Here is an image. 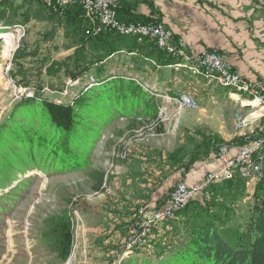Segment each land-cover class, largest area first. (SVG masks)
Segmentation results:
<instances>
[{
    "label": "rangeland",
    "instance_id": "1",
    "mask_svg": "<svg viewBox=\"0 0 264 264\" xmlns=\"http://www.w3.org/2000/svg\"><path fill=\"white\" fill-rule=\"evenodd\" d=\"M40 4L38 16L44 17L46 22H43L41 18L40 22H31L27 26L14 23L10 26L6 22L7 20L0 16V34L5 32L15 34L13 48L11 45L8 46L6 37L0 36V125L10 117L14 105L19 100L34 94L32 87L17 83L13 76L17 69L13 57L21 43L26 45L27 53H29L19 61L26 65L29 69V78L35 82L38 76L41 78V66L47 68L52 63L57 62L58 64L65 61L66 58L80 49L82 38L91 36L87 32L91 27L88 20L84 19L83 28L76 27L67 21L66 24L58 21L52 22L48 11L50 4L43 2ZM69 23L71 25L68 26ZM177 58H180L181 61L171 65L176 68L171 74L169 69L157 68L156 62L150 58H147L146 61L145 59L139 60L133 65L141 68L142 71L146 70L142 72V76L146 78L166 75L178 76L180 75L178 72L184 70L182 68H186L197 77H206L209 81L215 82L207 70L199 66L197 60H192L187 56H178ZM125 61L110 60L103 65L102 72L99 66L97 68L90 67L75 79L69 76L65 69L52 71L58 73L59 76H49L47 79L59 83L63 88L53 91L49 87H45V94L57 101L68 102L75 98L84 87L86 89L93 87L97 83L96 78L100 72L103 74L108 72L130 73L131 70L126 68ZM120 66L122 69H119ZM184 78L187 79V77ZM216 84L230 89L234 98L239 97V95L234 96L235 89L233 86H226L224 81ZM144 87L152 89L146 84ZM188 87L189 83L187 85L180 83L176 89V94H169V97L164 95L159 103L158 114L160 116L158 115L156 118H148V116L134 113L123 114L108 122L94 120L93 122L97 125L100 134L98 135V131L93 130L91 131L93 138L85 140V143L89 142V146H91L90 163L85 169L51 175L37 169L27 172L23 176L21 173L18 174L16 179H19L15 181V184L30 175L36 177L30 184V190L25 192V197L14 202L13 211L6 218L5 225L0 232V264H127L133 258L136 261L131 264H142L144 256H149L153 264H158L160 252L163 253L165 250L169 252L182 243L187 235L185 225L189 220L187 216H179L173 221L160 223L151 230V238H146L138 250L131 249V243H127V240L130 228L137 218V215L135 218L133 215L135 212L138 213V208L149 206L147 205L148 202L142 203L137 202V200L128 202L127 212L123 213L126 221L122 223L121 218L117 220V214L122 216V211L117 207L111 208L113 205L109 197L115 193L114 190L116 193H118L117 191L126 192L127 195H134L140 191L141 187L135 186L138 184L130 186L126 182V176L139 180L142 178L146 180L149 177L152 180L155 178L156 171L151 169L154 168L153 164L149 168L150 172L147 169L144 171L148 166L145 167L144 162L146 160L151 163L152 160L157 162L153 155L155 153L152 152L150 158L144 152L156 148V156L160 158L171 152L176 142L171 138H179V126L183 120L182 112L184 110H198L201 107L196 95L184 91H189ZM183 99L186 102L178 104V101ZM241 99H245V96H241ZM240 100L239 102H241ZM192 104H198V106L192 108ZM215 107L217 111H220L219 106ZM251 110L252 108H250ZM247 116L248 113L235 114L236 136L238 132L243 131L240 123ZM21 118L20 116L17 117L19 120ZM166 131L173 134L171 138L164 139ZM158 137L162 139L160 142L156 141ZM154 166L158 167L156 164ZM140 169L144 170L140 172L138 171ZM93 170L105 172L104 181L99 189L94 188L97 181L93 177ZM210 172L212 171L208 173ZM254 190L247 188L241 196L232 195V193L225 198L220 197L221 202L232 207L231 214L234 213L235 217H238L233 222L234 224L240 223L242 226L248 218L254 202ZM131 191L133 193H130ZM236 198L238 199L236 200ZM67 207L72 209L73 213L75 240L69 258L63 261L50 248L52 239L47 231L51 217L61 213ZM184 207H179V211ZM130 217L131 219H129ZM161 227L166 232L160 231ZM152 238L154 241L151 240ZM155 241H158V246H155ZM135 252H139V254L135 255Z\"/></svg>",
    "mask_w": 264,
    "mask_h": 264
},
{
    "label": "trees",
    "instance_id": "2",
    "mask_svg": "<svg viewBox=\"0 0 264 264\" xmlns=\"http://www.w3.org/2000/svg\"><path fill=\"white\" fill-rule=\"evenodd\" d=\"M9 1L0 0V16L12 19L8 21V25L12 26L19 10H12ZM48 11L59 23L70 22L80 28L84 26L83 8L78 3L70 5L63 14L49 8ZM21 15L22 23L29 21L28 11ZM132 20L144 23L152 21L134 16ZM81 41L80 49L65 61L52 63L47 68L41 66V78L38 76L35 82L29 78L26 65L19 61L29 53L26 45L21 43L15 51L13 60L17 69L13 76L17 83L32 87L34 94L19 100L10 117L0 125V232L13 211L14 202L25 197V192L30 190V184L36 177L30 175L15 184L19 179H16L18 174L23 176L37 169L47 175L81 171L90 163L91 146L85 140L93 138V130L100 134L94 120L108 122L123 114L134 113L150 118L158 116L161 98L157 95L161 92L146 89L144 78L134 77L128 72L103 74L101 70L109 56L121 49L134 50L143 58L154 60L155 66L174 63L178 60L176 56L160 50L149 39L139 42L136 37L115 31H105ZM97 66L101 71L96 78L97 83L91 88L81 89L72 100L62 102L46 96L45 87L53 91L61 88L59 83L47 79L49 76H59L52 71L65 69L75 79L90 67ZM137 71L146 70L137 68ZM18 116L22 118L19 120ZM235 141L241 143L237 138ZM92 174L97 181L94 188L99 189L105 172L93 170ZM247 188V181L236 177L214 184L211 199L191 200L175 218L187 216L189 219L185 223L187 235L184 241L169 252H160L158 264H264V180L256 185L252 210L242 226L233 223L238 217L231 214L232 207L219 200L232 193L241 196ZM73 220L72 209L67 207L51 217L47 231L52 239L50 248L63 261L69 258L74 247ZM151 240L154 241V238ZM157 244L158 241H155V246ZM138 254L135 252V255ZM142 260V264H153L149 256H144ZM133 261L136 259L129 263Z\"/></svg>",
    "mask_w": 264,
    "mask_h": 264
},
{
    "label": "crops",
    "instance_id": "3",
    "mask_svg": "<svg viewBox=\"0 0 264 264\" xmlns=\"http://www.w3.org/2000/svg\"><path fill=\"white\" fill-rule=\"evenodd\" d=\"M9 3L12 10L15 8L19 10L14 24L22 23L21 14L26 11L30 13L29 21L21 25L40 22L41 18L46 22L44 17L38 16V9L41 6L38 0H10ZM123 3L121 17L126 21L132 20L134 16L161 22L173 32L176 41L185 42L192 52L199 54L204 51H218L242 76L254 81H264V0H124L121 4ZM121 17L119 16L120 19ZM50 19L52 22L57 21L51 16ZM11 20L8 19L6 22L9 23L8 21ZM114 59L126 60V68L131 70L128 74L144 78L146 85L161 92L158 93V97L176 94L180 83L184 85L189 83L190 90L184 91L196 95V99L201 103L198 110L182 112L179 138H171L173 134L165 132L164 139L169 137L176 140L168 155L161 158L156 156V148L144 152L150 158L152 152L155 153L153 155L157 162L143 161L145 167L148 166L145 170L138 171L150 172L149 168L153 164L154 168L151 169L156 171L154 174L156 180L150 177L139 180L126 176V182L130 186L138 184L135 186L142 189L140 188V191L134 195L120 191L116 193L114 190L115 193L109 197L113 205L111 208L117 207L122 211V216L117 214V220L121 218L124 223L126 218L123 213L127 212L128 202L137 200L142 203L148 202L147 205L150 207H157L164 203L177 183L200 182L209 171L220 168L221 162L216 154L218 147L221 143H225L229 146L231 154L237 151L239 143L235 140L237 138L242 141L235 135L234 116L236 113L247 114L250 107L236 101L230 89L211 82L206 77H197L186 68H182L184 70H180L178 76L146 78L133 64L139 60L146 61L147 58H143L136 51L121 49L118 53L109 56L108 61ZM179 61L180 58L176 62ZM174 63L166 66L157 64V68L169 69L171 74L176 69L171 66ZM121 67L119 69H122ZM215 106H219L220 111H217ZM161 140L159 137L156 139L158 142ZM136 215L135 212L133 217L135 218ZM160 231L166 232L163 227Z\"/></svg>",
    "mask_w": 264,
    "mask_h": 264
},
{
    "label": "built area",
    "instance_id": "4",
    "mask_svg": "<svg viewBox=\"0 0 264 264\" xmlns=\"http://www.w3.org/2000/svg\"><path fill=\"white\" fill-rule=\"evenodd\" d=\"M41 1L44 4H50L51 10L61 14L65 13L70 5L78 3L83 8V17L91 24L87 30L91 36H97L105 31H115L136 37L139 42L149 39L155 43L157 48L168 54L176 57L187 56L199 63H205L208 74L215 79V83L231 81L239 85L240 90H249L250 93H259L264 96L263 80L254 81L242 76L218 51H204L196 54L185 42L174 40L173 32L158 21L144 23L120 19L118 13L124 0ZM181 102H186V100L178 101V104ZM197 106L198 104H192V108ZM257 112H259L257 124L253 125L252 129H243L238 132L237 137L242 142L234 154L230 153L227 144H221L218 147L216 154L221 162L220 168L207 173L200 182L177 183L159 207L142 206L138 208L137 218L130 228L127 240V243H131V249L138 250L146 238H151V230L160 223L175 219L179 212V204L195 198L211 199L212 186L221 183L223 179L233 180L241 177L247 181L250 189L256 188L261 178L264 177V104L257 106Z\"/></svg>",
    "mask_w": 264,
    "mask_h": 264
},
{
    "label": "bare ground",
    "instance_id": "5",
    "mask_svg": "<svg viewBox=\"0 0 264 264\" xmlns=\"http://www.w3.org/2000/svg\"><path fill=\"white\" fill-rule=\"evenodd\" d=\"M0 36H4L7 38L6 42L9 45H11V47L13 48L14 47V44H15V34L12 33V32H5V33H2L0 34ZM205 63H199V66L200 67H203L206 69V65ZM208 72V70H207ZM225 82V85L226 86H233L234 89H235V93H234V96H237L239 95V97L241 98V96H245V99H244V103H243V100L238 97H235L236 100H240L242 104H246V106H249L250 108H252L251 111L248 112V116L247 118H245L244 120H241V123H240V127L241 129H249V128H253V125L257 124V122L259 121V112H257V106H263L264 104V96L262 94H259V93H250L249 90H240L239 89V85H235L234 82H231V81H224ZM234 98V97H233ZM234 98V99H235ZM212 173V172H210ZM264 178V177H262ZM261 178V179H262ZM227 180H230V179H223V181L221 182H225ZM189 201H186L185 203L183 204H179V207H184Z\"/></svg>",
    "mask_w": 264,
    "mask_h": 264
}]
</instances>
